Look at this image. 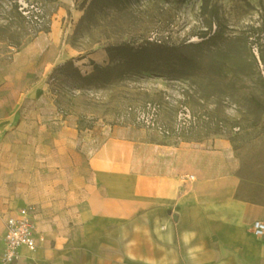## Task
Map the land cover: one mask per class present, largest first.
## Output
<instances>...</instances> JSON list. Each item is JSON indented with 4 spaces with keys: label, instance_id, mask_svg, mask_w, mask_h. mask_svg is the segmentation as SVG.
I'll use <instances>...</instances> for the list:
<instances>
[{
    "label": "crops",
    "instance_id": "0c3cea01",
    "mask_svg": "<svg viewBox=\"0 0 264 264\" xmlns=\"http://www.w3.org/2000/svg\"><path fill=\"white\" fill-rule=\"evenodd\" d=\"M44 33L14 56L19 74L37 64L44 73L7 108L0 77V134L1 121L31 102L33 119L16 129L38 136L34 155L12 164L35 168L31 194L0 196V264L5 219L26 205L43 240L21 248L15 264H264V238L249 229L264 219V156L245 155L224 135L165 138L130 123L80 128L78 114L42 94L47 74L72 59L53 55L58 41ZM38 100L48 105L41 113ZM188 174L194 179L183 182Z\"/></svg>",
    "mask_w": 264,
    "mask_h": 264
},
{
    "label": "rangeland",
    "instance_id": "374dc122",
    "mask_svg": "<svg viewBox=\"0 0 264 264\" xmlns=\"http://www.w3.org/2000/svg\"><path fill=\"white\" fill-rule=\"evenodd\" d=\"M27 11L24 15L19 3ZM105 0H0V77L7 84L1 96L7 108L12 97L26 93L40 79L37 64L26 75L14 61L38 34L58 41L52 54L66 52L81 75L88 72L82 58L110 61L107 47L126 42L135 49L160 45L192 58L188 66H162L155 72L127 74L106 84L85 85L77 78L47 74L43 95L50 96L60 112L80 116V128L130 123L158 137L155 129L136 124L129 108L151 102L159 106L158 124L174 132L190 120L193 139L224 135L242 153L264 156V0H128L105 6ZM19 4V5H18ZM41 15L44 25L33 21ZM53 23V24H52ZM51 31V34H47ZM216 33L215 37H210ZM89 61H86L87 63ZM56 77H53V75ZM22 105L0 134V196L27 198L34 188L33 167H13L14 160L34 155L35 135L16 129L29 125L33 113ZM38 100V113L47 108ZM43 116V114H40ZM176 139V138H175ZM178 139V138H177ZM246 144L259 146L241 147ZM20 174V177H18ZM20 178V179H19ZM27 206V205H26Z\"/></svg>",
    "mask_w": 264,
    "mask_h": 264
},
{
    "label": "trees",
    "instance_id": "16d2710c",
    "mask_svg": "<svg viewBox=\"0 0 264 264\" xmlns=\"http://www.w3.org/2000/svg\"><path fill=\"white\" fill-rule=\"evenodd\" d=\"M123 1L128 0H105L104 5L116 6ZM215 35L216 33L214 32L210 37H215ZM106 50L111 62L118 60L115 64L102 65L91 61L92 70L86 75H81L78 68L73 66V59H69L59 65L56 71L64 76L77 78L85 85H94L106 84L115 79H120L127 74L155 72L162 66H173L175 64L188 66L193 63L192 58L181 53H175L173 50L164 48L160 45L143 46L135 49L128 43L123 42L110 45ZM53 77H56V75L54 74ZM195 125V120H190L188 125H184L180 128V132L174 138L181 140L193 139L189 138L186 134H188Z\"/></svg>",
    "mask_w": 264,
    "mask_h": 264
},
{
    "label": "built area",
    "instance_id": "2783aa9c",
    "mask_svg": "<svg viewBox=\"0 0 264 264\" xmlns=\"http://www.w3.org/2000/svg\"><path fill=\"white\" fill-rule=\"evenodd\" d=\"M18 3L20 4H18L19 9L22 10L24 15H26L27 11L23 8L22 3L20 1ZM33 23L39 30H41L40 28L44 25L43 17L41 15L35 16ZM129 111L133 114L136 124H142L148 129H155L166 137L177 136L180 132V128L184 125H188L190 122L189 121L187 124L184 123L181 127L176 128L174 132H170L169 129L159 126L157 122L159 106L155 103L147 102L142 107L129 108ZM193 179L194 176L191 174L182 177L183 182ZM34 211L35 209L32 205L19 207L15 214L8 216L5 219L2 264H15L20 256L21 248H27L28 250L33 251L43 240V236L36 231ZM249 229L254 236L264 238V219L253 221Z\"/></svg>",
    "mask_w": 264,
    "mask_h": 264
}]
</instances>
